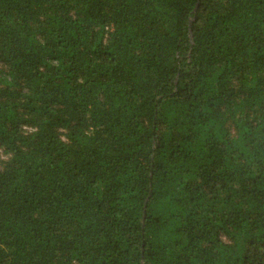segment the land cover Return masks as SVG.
<instances>
[{
	"label": "trees",
	"instance_id": "trees-1",
	"mask_svg": "<svg viewBox=\"0 0 264 264\" xmlns=\"http://www.w3.org/2000/svg\"><path fill=\"white\" fill-rule=\"evenodd\" d=\"M0 264H264V0H0Z\"/></svg>",
	"mask_w": 264,
	"mask_h": 264
}]
</instances>
